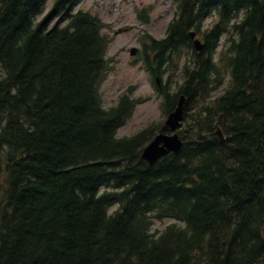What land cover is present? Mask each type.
<instances>
[{
	"label": "trees",
	"instance_id": "1",
	"mask_svg": "<svg viewBox=\"0 0 264 264\" xmlns=\"http://www.w3.org/2000/svg\"><path fill=\"white\" fill-rule=\"evenodd\" d=\"M81 1L0 0V264H264V0H173L144 38L153 78L182 77L166 113L188 97L183 148L154 165L163 125L119 136L141 99L104 106L111 25Z\"/></svg>",
	"mask_w": 264,
	"mask_h": 264
},
{
	"label": "rangeland",
	"instance_id": "2",
	"mask_svg": "<svg viewBox=\"0 0 264 264\" xmlns=\"http://www.w3.org/2000/svg\"><path fill=\"white\" fill-rule=\"evenodd\" d=\"M53 1L47 2V11ZM80 7L100 16L112 27L108 51L111 67L101 87L104 106L115 105L125 92L143 99L132 118L119 129V136L133 135L150 125L164 123L167 116L164 115L163 101L158 96L150 71L140 58V51L145 35L159 39L166 35L174 16L173 0H82L77 8ZM140 13L145 14V18ZM215 20L210 17L206 24ZM132 48L138 49L135 55L131 54ZM169 74H164L161 85L171 81V87L175 88L182 80L181 75L175 72L169 79ZM172 222V218L156 219L153 230L160 232Z\"/></svg>",
	"mask_w": 264,
	"mask_h": 264
},
{
	"label": "water",
	"instance_id": "3",
	"mask_svg": "<svg viewBox=\"0 0 264 264\" xmlns=\"http://www.w3.org/2000/svg\"><path fill=\"white\" fill-rule=\"evenodd\" d=\"M196 32L192 33V37L195 38ZM194 43L197 49L201 50L204 44L200 39L195 38ZM132 54L136 53V49L131 50ZM186 96L182 94L177 102L175 109L169 114L165 126H169L171 130H176L180 125L184 117V108L186 104ZM219 136L225 140V136L221 129L217 130ZM230 139V138H226ZM183 146V141L179 134H167L160 133L155 139L147 145L142 153V158L147 160L150 164L156 163L162 156L170 152H178Z\"/></svg>",
	"mask_w": 264,
	"mask_h": 264
},
{
	"label": "bare ground",
	"instance_id": "4",
	"mask_svg": "<svg viewBox=\"0 0 264 264\" xmlns=\"http://www.w3.org/2000/svg\"><path fill=\"white\" fill-rule=\"evenodd\" d=\"M34 1V0H33ZM37 1V0H36ZM49 1V0H48ZM250 1V0H249ZM41 2V1H40ZM43 4V3H42ZM242 4V3H241ZM30 7V6H29ZM34 7V6H33ZM52 7V6H51ZM36 8V7H35ZM53 8H54V6H53ZM245 8V7H244ZM44 10V9H43ZM52 10V9H51ZM29 11V10H28ZM38 11V10H37ZM30 13V12H29ZM32 13V12H31ZM30 13V14H31ZM57 15V14H56ZM30 16H32V15H30ZM245 16V15H244ZM64 17V16H63ZM41 18V17H40ZM58 20H59V18H57ZM33 20V19H32ZM32 22V21H31ZM37 23V22H36ZM39 23H41V22H39ZM47 24V23H46ZM68 24V23H67ZM50 25V24H49ZM48 25V26H49ZM264 27V26H263ZM32 28V27H31ZM260 34V33H259ZM263 35V34H262ZM264 42V41H263ZM248 43V42H247ZM243 45H245L244 43H243ZM241 48H243V47H241ZM249 50V49H248ZM253 54V53H252ZM255 57V56H254ZM261 58V57H260ZM257 62V61H256ZM260 62V61H259ZM257 64V63H256ZM249 66V65H248ZM253 67H254V64H253ZM250 68V67H249ZM248 68V69H249ZM245 73V72H244ZM248 73V72H247ZM253 73V72H252ZM256 73H257V71H256ZM249 75H250V73H249ZM252 75H254V74H252ZM258 75V74H257ZM242 77V76H241ZM245 79H247V78H245ZM252 79V78H251ZM262 79V78H261ZM248 81H249V79H248ZM255 83V82H254ZM263 85V84H262ZM256 97V96H255ZM263 109H264V107H263ZM258 113V112H257ZM252 115V114H251ZM255 115V114H254ZM261 119V118H260ZM27 121V120H26ZM257 121V120H256ZM253 122V121H252ZM31 123V122H30ZM250 126V125H249ZM4 127V126H3ZM263 127V126H262ZM33 129H35V128H33ZM37 129V128H36ZM27 130V129H26ZM32 131V130H31ZM30 131V132H31ZM34 132V131H33ZM236 139V138H235ZM258 140V139H257ZM263 143V142H262ZM261 143V144H262ZM237 146V145H236ZM261 146V145H260ZM262 147V146H261ZM263 147H264V145H263ZM1 149V148H0ZM257 149V148H256ZM262 149V148H261ZM20 150V149H19ZM3 152V151H2ZM261 152V151H260ZM4 153V152H3ZM13 153V152H12ZM19 153V152H18ZM252 154V153H251ZM16 160V159H15ZM14 162V161H13ZM74 163V162H73ZM1 166V165H0ZM185 242V241H184Z\"/></svg>",
	"mask_w": 264,
	"mask_h": 264
}]
</instances>
